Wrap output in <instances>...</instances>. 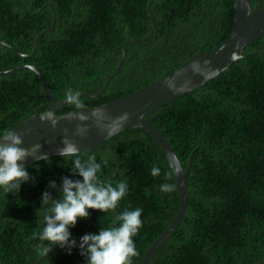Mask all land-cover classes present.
<instances>
[{
	"label": "trees",
	"instance_id": "obj_1",
	"mask_svg": "<svg viewBox=\"0 0 264 264\" xmlns=\"http://www.w3.org/2000/svg\"><path fill=\"white\" fill-rule=\"evenodd\" d=\"M0 0V71L35 65L58 100L66 89L98 91L118 66L122 48L130 44L122 68L97 97H81L86 107L99 105L163 77L230 33L235 0ZM56 12L55 30L50 28ZM253 8L264 0H252ZM151 11V15L149 14ZM155 23V27L153 25ZM49 99L38 74L23 69L0 75V134L35 113ZM70 104L58 112L74 111ZM167 137L187 175L188 201L181 224L153 255L151 264H255L264 258V35L244 56L204 86L167 103L146 116ZM102 164L100 179L113 185L126 181L128 192L113 211L88 209L71 227L76 247H51L39 264H88L81 238L113 226L125 210L143 209L142 228L133 238L142 264L151 244L174 219L179 189L173 169L157 140L140 128L127 129L92 149ZM37 160L25 168L31 179L11 192L0 187V264H35L50 205L43 193L62 198V179L72 174L74 158L60 155ZM107 161V163H103ZM157 166L159 176L151 169ZM172 175L169 178L168 173ZM55 181L57 189L49 186ZM164 183L175 191L161 192ZM38 209V210H37ZM115 221V226H119ZM264 264V261L261 263Z\"/></svg>",
	"mask_w": 264,
	"mask_h": 264
},
{
	"label": "clouds",
	"instance_id": "obj_2",
	"mask_svg": "<svg viewBox=\"0 0 264 264\" xmlns=\"http://www.w3.org/2000/svg\"><path fill=\"white\" fill-rule=\"evenodd\" d=\"M236 58V54H233ZM172 89L171 81L166 82ZM65 101L72 105L75 111L66 117L70 121H79L76 124L73 135L86 138L93 125L107 136H112L120 132L130 121L132 114L124 112L118 116H110L107 109L99 108L92 110L90 114H85L86 105L81 99L79 89H66L64 93ZM61 116H57L54 111L48 110L41 113V122L50 123L55 129L60 122ZM89 121H92L90 124ZM23 133L15 132L11 129L0 134V187L11 192L19 190L21 184L28 182L31 177L28 170L23 167L22 161L29 157L48 161L47 155H40L42 144H33L30 148L23 147ZM63 147L58 149V154L64 158H74L72 174L83 178L70 179L64 177L62 186L59 188L62 193L61 199H56L48 192L43 193L42 206L50 205L43 217L44 227L42 231L33 233V238L39 241H47L49 244L41 243L37 246L41 256L47 255L53 245L58 244L61 248L76 247V241L71 239L69 229L75 227L78 219L88 218V209H96L104 213L115 210L119 202L128 192L126 181H120L113 185L112 182L105 183L98 173H101L102 164L96 161L94 155L82 160L81 151L75 140L70 138L69 129H63ZM103 163H107L104 161ZM181 169L176 167V175ZM151 174L160 175V169L153 166ZM170 178L172 173L169 172ZM49 186L57 189L55 181H51ZM174 183H164L160 186L161 192L171 193L175 191ZM38 210V209H37ZM142 212L140 207L134 210H125L115 217L119 221V226L103 227L99 234H86L81 238L79 247L81 254L87 257L88 264H132V258L139 253L134 243V237L142 228Z\"/></svg>",
	"mask_w": 264,
	"mask_h": 264
},
{
	"label": "water",
	"instance_id": "obj_3",
	"mask_svg": "<svg viewBox=\"0 0 264 264\" xmlns=\"http://www.w3.org/2000/svg\"><path fill=\"white\" fill-rule=\"evenodd\" d=\"M152 1L153 0H151V2ZM49 5L54 10L53 25L38 34L35 41L34 50L28 55H32L37 51L39 39L43 34L55 30L56 12L52 3H49ZM234 8L235 16L233 27L228 36L220 44L205 52H202L195 58L165 74L163 77L138 90L99 105L86 107L85 114H90L92 110L99 108L107 109L108 115L113 117L124 112L131 113L132 116L130 121L117 134L132 128H140L145 130L161 145L173 169L180 194L179 208L170 225L147 249L145 255L142 258V264H151L153 255L156 253L159 247L170 238V236L174 233L183 220L188 201V187L186 179L191 168L192 159L191 154L188 168L185 169L179 156L177 155V152L167 137L154 123L147 120L146 116L166 105L167 103L173 101L174 99H177L196 88L204 86L216 75L223 72L235 61L243 57L245 49L253 41L264 35V6L255 9L253 8L252 0H235ZM149 14L151 15L150 10ZM153 25L154 27L156 26L154 22ZM155 31L156 32L153 39L147 43H141L136 38L127 40L123 45L121 59L118 66L113 71V73L109 75L102 87L96 92H80L81 97H97L101 95L106 90L113 77L122 68L126 58L127 47L130 44L146 45L148 43L154 42L158 34L156 27ZM0 44L10 46L9 43L4 41H0ZM234 53L236 54V58H233ZM26 68L32 69L38 74L49 99V105L42 113H46L48 110H51L54 111L57 116H61L63 118L60 119L59 125L55 129L51 127L50 123L41 122L39 119L41 113H35L29 118L24 119L18 125L14 126L11 130L24 134L23 147L30 148L33 144L40 143L42 144L40 155H59L58 149L63 147V129L65 128L69 129L70 138L76 141L81 152L92 149L114 136H107L94 125L86 138L73 135L76 124L79 123V121H70L66 118L69 113L73 111L63 113L58 112L62 106L67 104V101H65V98L62 100L57 99L46 77L35 65H21L10 70L0 71V75H8ZM168 81H171L173 86L172 89L167 86L166 82ZM89 123L91 124L92 121H89ZM37 160L39 159L29 157L27 160L19 163H22L23 167H25ZM176 167L181 169L178 175H176L175 172ZM44 257L45 256H40L37 258L35 264H39ZM263 261L264 258L255 264H261Z\"/></svg>",
	"mask_w": 264,
	"mask_h": 264
}]
</instances>
